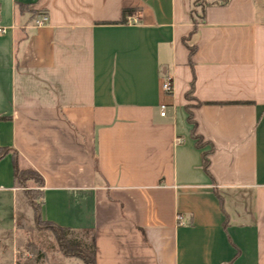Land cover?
I'll list each match as a JSON object with an SVG mask.
<instances>
[{"label": "crops", "instance_id": "obj_1", "mask_svg": "<svg viewBox=\"0 0 264 264\" xmlns=\"http://www.w3.org/2000/svg\"><path fill=\"white\" fill-rule=\"evenodd\" d=\"M205 3L194 32L193 0H0V145L98 264H264V0ZM34 222L9 153L0 264Z\"/></svg>", "mask_w": 264, "mask_h": 264}, {"label": "trees", "instance_id": "obj_2", "mask_svg": "<svg viewBox=\"0 0 264 264\" xmlns=\"http://www.w3.org/2000/svg\"><path fill=\"white\" fill-rule=\"evenodd\" d=\"M219 1L225 3L227 0H217V2ZM205 5H206L205 0H193V7L191 9V17L193 19V22L195 23L194 32H196V27L198 23H200V20L204 18L203 12H204ZM135 11H136L135 8H124L123 16L121 20H119L118 22H127L128 16L134 14ZM189 47L191 49V52H194L195 47L190 46V45ZM194 84L195 83L193 81L191 83V89L186 93V96L189 99L193 98ZM237 102L238 101H236V103ZM197 104L198 105L202 104V102L198 101ZM3 118L4 117L0 119H3ZM189 119L193 121L192 113H190ZM193 137L195 138L196 145L198 147L204 146L203 138L200 135H198L195 131H193ZM9 153L13 154L15 178L20 184H25L26 181L30 179H34L40 187L44 185V178L37 170H35L32 167L23 168L20 166L19 154L17 153V151H15L11 147L0 145V160L3 159ZM209 163H210V159L208 156V152H203V166L207 172H209ZM37 212L39 213V209H37ZM37 220L38 221L41 220L44 223H47V225H49V227L53 229L60 243V247L62 251H64V254H66L67 256H74V257L80 258L83 264H98L97 259H96V242H95L94 235L91 233V231L87 230V232L91 234V242L90 243L83 242L81 241V239L68 238L67 236L71 234V230L69 228L61 227L52 222L42 220L39 214L37 216ZM37 263L38 262H36L35 260H32L29 258L25 262H21L19 260L17 264H37Z\"/></svg>", "mask_w": 264, "mask_h": 264}, {"label": "rangeland", "instance_id": "obj_3", "mask_svg": "<svg viewBox=\"0 0 264 264\" xmlns=\"http://www.w3.org/2000/svg\"><path fill=\"white\" fill-rule=\"evenodd\" d=\"M27 189L29 199L35 206V222L29 228L28 241L25 243L20 253V261L25 262L29 258L40 263L48 264H66L68 261L64 259V251L60 247V243L55 235V232L47 223L37 220L39 205L41 204L40 186L34 179L26 181L22 184ZM81 239L83 242H91V234L89 232L84 234L71 233L68 238ZM84 235V236H83Z\"/></svg>", "mask_w": 264, "mask_h": 264}, {"label": "built area", "instance_id": "obj_4", "mask_svg": "<svg viewBox=\"0 0 264 264\" xmlns=\"http://www.w3.org/2000/svg\"><path fill=\"white\" fill-rule=\"evenodd\" d=\"M133 20H135L133 17H132ZM49 20V16L47 13H44L42 15H40L36 21H35V25L36 27H41L43 25H45ZM7 32V28L6 27H2L0 26V34H4ZM163 89L165 90V92L167 93H171L172 89H173V85H172V82L170 79L166 78L163 82ZM161 108L163 109L162 110V115H165V109H166V105L163 104L161 106ZM41 203H42V198L40 199Z\"/></svg>", "mask_w": 264, "mask_h": 264}]
</instances>
